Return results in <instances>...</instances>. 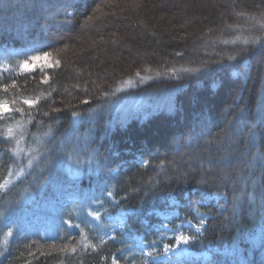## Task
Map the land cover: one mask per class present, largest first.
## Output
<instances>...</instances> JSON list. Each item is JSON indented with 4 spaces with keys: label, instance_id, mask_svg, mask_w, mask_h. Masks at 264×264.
<instances>
[{
    "label": "trees",
    "instance_id": "16d2710c",
    "mask_svg": "<svg viewBox=\"0 0 264 264\" xmlns=\"http://www.w3.org/2000/svg\"><path fill=\"white\" fill-rule=\"evenodd\" d=\"M5 2L11 7L0 8V49L35 48L51 52L49 61L61 63L45 69L47 83L39 69L0 76V102L7 101L13 109L11 119H0V182L9 178V168L18 170L20 159L24 167V175L13 176L8 189L0 192V264H112L113 256L118 259L123 251L118 239L124 236L115 232L116 240L99 247L89 229L88 209L98 206L117 214L116 204L121 201L120 210L129 213L130 233L150 242L151 226L162 221L152 210H168L169 200L177 202L179 213L172 226L205 219L200 232H191L196 239L190 241V248L210 249L208 264H246L247 260L261 264L260 186H253L252 180L234 183L239 170L248 173L244 167L248 133L245 129L229 139L224 130L234 118L237 129L245 128V118L254 122L253 114L264 101V49L258 45L246 57L227 59L248 36L246 30L229 26L259 17L264 0H142L140 7H133L131 0L128 4L113 0L118 7L103 8L108 15L83 29L85 14L109 0H68L77 7L68 9L72 23L64 25H45L43 19L29 24L31 0ZM240 12L247 16H238ZM63 19L61 13L57 20ZM237 37L236 44L223 43ZM189 68L198 70L185 71ZM5 84L10 86L7 92ZM37 96L41 99L31 108L23 103ZM85 98L91 103L79 105ZM65 105L77 106L75 110L86 115L76 124ZM17 124L24 129L20 147L25 152L33 149L31 156L13 158L8 151L14 141L6 140V129L13 128L19 138ZM50 127L53 135L45 136ZM86 143L91 146L85 148ZM53 147L56 151H50ZM70 155L75 156V164L70 165ZM138 160L150 163L143 166ZM162 161L163 170L157 167ZM179 173L191 174L185 181L178 179ZM252 173L260 179L264 162L257 160ZM202 177L208 179L207 185L197 183ZM65 183L81 194L79 217L84 226L71 229L62 217L64 226L52 238L11 242L5 237L6 219L42 212L62 196ZM133 188L142 190L132 192ZM241 189L252 193L255 203L242 196ZM108 191L115 200L106 195ZM218 191L224 195H215ZM202 195L212 198L197 207ZM234 196L243 200L235 209ZM62 213L75 218L73 212L62 209ZM83 238L92 241L88 248ZM65 245L75 246L76 251H59Z\"/></svg>",
    "mask_w": 264,
    "mask_h": 264
},
{
    "label": "snow or ice",
    "instance_id": "6c2138e0",
    "mask_svg": "<svg viewBox=\"0 0 264 264\" xmlns=\"http://www.w3.org/2000/svg\"><path fill=\"white\" fill-rule=\"evenodd\" d=\"M121 3L128 4L129 0H120ZM133 7H140L142 0H131ZM119 4L113 2V0H109V2L103 4V5H97L96 8L92 9L90 13L85 14L84 21L81 24V28H86L89 25L95 23L96 21L102 19L104 16L108 15V13L103 11V8H112V7H118ZM11 7V4L8 2H5V0H0V8H3L5 11H7ZM76 5L69 3L68 0H31L29 12L30 15L28 17V23L32 24L35 22L36 24H39L40 20L43 19L45 21V25H51V24H71V16L72 13L68 12L69 8H75ZM63 13L64 19L63 21L57 20V17ZM238 16L244 17L247 16L246 13L240 12L237 13ZM229 27H234L235 29L239 31L246 30L248 32V36L244 37L241 41L242 47L239 51L235 52L234 54L228 55L227 59L229 60H236L238 57H246L249 52L256 48V46L259 45L261 49H264V13H261L259 17L257 16H250L247 18V21L245 24H236V25H230ZM240 39V37H237V39L233 40H226L223 41V43H232L236 44L237 40ZM68 45H65V49H67ZM35 51V49H34ZM62 51V50H58ZM179 55V54H178ZM52 56L51 52L42 51L40 50V54L38 55H32L28 56L26 59L18 61L16 67L23 73L28 72H34L37 69L41 71L43 81L45 83L48 82V77L46 74L45 69L46 68H52V67H59L61 61L59 59H54L52 61H49V57ZM43 62V63H41ZM6 71H11L12 69H5ZM198 69H185V71H196ZM173 73L175 72V69L171 70ZM137 77H140V73H136ZM150 79L151 77H147ZM144 79V78H141ZM128 83H131V80L128 81ZM9 85L5 84L3 85V90L5 92L8 91ZM77 88H79V85H76ZM87 88L85 87L84 92L87 93ZM108 92H103L101 95L108 96ZM51 94L49 93V96ZM41 98L39 96L35 97V99H25L23 101L24 104L28 105L30 108L36 104H38L39 100ZM15 104V100L12 102ZM79 105H89L91 103V100L88 98H85L83 100H80ZM65 107L69 108L71 110V115L74 119H82L83 116L86 115V113H83L81 111L75 110L77 106L74 105H65ZM14 111L23 113L22 108H15ZM55 111L60 112L62 109L57 108ZM13 112V109L9 107V104L7 101L0 102V119H11V113ZM45 115H48L45 113ZM245 128L244 129H237L233 127L235 124V118L231 121H229L228 126L224 130L225 135L231 139L232 136L238 135L239 133L243 132L245 129L247 130L248 137L247 141L245 143V164L244 167L248 169L247 175L244 174L243 169L239 170L237 173L234 183H244L246 184L248 180H252L253 186H256L257 184L260 186V211L261 221H264V174H262V177L260 179H257L254 177L252 173V168L256 164L257 160L264 162V152L259 151L260 148H264V101L261 102V104L258 107V110L255 114H253V121H247V118H245ZM17 128L20 131V136L17 138V136L14 134V129L9 127L6 129L5 137L7 141H14V146H12L8 151L11 153L13 158L16 157H28L32 155L33 149L29 148L27 152H25L21 147V141L24 139V129L22 125L17 124ZM73 132H76V128L73 126L72 128ZM209 134H211L209 130ZM45 136L51 137L53 135L51 127L49 128L48 132L44 133ZM193 135L192 130H189V136L191 137ZM39 142V141H38ZM79 143V141H77ZM90 143H86L84 145L85 148L90 147ZM256 148L258 149L255 153L252 152V149ZM46 151H49L46 149ZM50 151H56L55 147H53ZM95 151V150H93ZM251 156V159H248V156ZM35 157L28 160V166L30 167L34 163ZM92 160H89L88 163L92 164ZM140 163L143 166H147L150 162L146 160H141ZM173 162L169 161L168 164L171 165ZM18 170L13 171L11 168H9V178L3 180L0 182V192L6 191L10 184H12V177L16 176H22L24 175V167H23V159H20L17 161ZM161 170L165 168V162H161L160 165L157 166ZM191 173H179L178 179L183 178L185 181H187L188 177ZM229 174H225V179H228ZM151 180V178H149ZM147 183V182H146ZM198 184L207 185L209 183L208 179L202 177L199 181H197ZM142 189L140 188H133L131 189L132 192H139ZM236 189L233 188V192H235ZM242 196H246L249 201L252 203H255V198L252 193L250 192H244L243 189H241ZM106 195L113 200H115V196L112 191H108ZM188 195L187 193H182V197ZM217 196L224 195V193H220L219 191L215 194ZM242 196H234L233 199V207L234 209L238 207L240 204H242ZM210 197H206L204 195L201 196L200 200L196 201V206L203 205ZM94 203L100 204L99 201H95ZM170 205H175L177 202L175 200H169L167 202ZM189 206H192L193 202L189 198ZM121 201H117L116 207L117 211L120 212V215L118 217L112 218L114 222L121 228H128L129 226L124 222L123 218H127L129 213L128 210H120ZM102 207V204H100ZM135 214V213H133ZM152 214L158 215L159 213L155 208L152 210ZM88 215L92 216L95 220H101L102 216L99 211H92L89 209ZM69 226H72L70 221L68 222ZM183 223V222H182ZM205 221L200 220L199 224L196 225L197 231L200 230L201 227L204 226ZM75 227L79 228V225H75ZM107 225H100V229H106ZM166 227V226H165ZM99 230V229H98ZM113 234L111 236L107 235V232H105V237L101 238L100 243H105V239H111L116 240L115 236V229L113 228ZM13 235L12 228H9L7 233H5V237H9ZM83 236V232H82ZM250 238L253 241L257 240V236L255 233L249 234ZM196 239L195 236H189L184 234L182 231L179 232L174 236L175 244H164L163 245V253L157 250V240H153L150 242H146L144 239L136 238V243L141 249V253L144 257H146L143 261V264H149L147 258H152V264H158L156 261V257L161 255H166L173 251L174 248L179 247L181 244L187 245L191 240ZM120 243H123V239L120 240ZM258 244L261 251H264V225L261 226L258 236ZM88 245H85L87 247ZM255 246V245H254ZM53 247H55L53 245ZM91 247L95 248L96 245H91ZM75 252L76 247L72 246L69 248V246L65 245L63 248H60L59 251L67 252V251ZM2 254V253H0ZM112 264H119L118 260L113 256L112 258ZM239 264V262H238ZM246 264H254V261L247 260ZM261 264H264V261H261Z\"/></svg>",
    "mask_w": 264,
    "mask_h": 264
},
{
    "label": "rangeland",
    "instance_id": "374dc122",
    "mask_svg": "<svg viewBox=\"0 0 264 264\" xmlns=\"http://www.w3.org/2000/svg\"><path fill=\"white\" fill-rule=\"evenodd\" d=\"M35 48H25L18 49L14 47H6L0 49V76L1 75H13L18 73L20 70L16 67L17 62L26 59L28 56L38 55L40 51ZM43 63V62H41ZM5 69H12L11 71H6ZM81 119H74V122L78 124ZM139 163L141 160H138ZM75 164V156L70 155V165ZM141 164V163H140ZM72 184H64L61 188L62 196L56 200H52L45 207V209L40 213L35 212H24L12 215L9 219L4 221V226L12 228L13 235L9 236L11 242L13 240L23 242L24 240L36 237H48L52 238L61 231L64 226V219L68 223L70 221V228L74 230H79L84 226L82 220L79 216L80 214V197L81 194L78 192L70 191ZM209 197V196H207ZM212 197H210L206 202H209ZM219 200L217 197L216 201ZM62 205V206H61ZM62 209L67 212H73L75 218L68 217L63 215ZM59 210V212H58ZM89 211V209H88ZM87 211V215H88ZM92 211H99L101 213L102 219L95 220L92 216L88 215V225H90L91 235H93L97 241L99 247L106 245L111 239H105V243L101 244V238L105 237V232L108 236L113 234V228L115 232H119L124 237L122 247L123 251L121 252L119 258L117 259L119 264H143L144 257L141 253L140 247L136 243V238L145 239L143 235H137L130 233L128 228L119 227L112 218L118 217L120 212L117 214H111L107 210H99L98 206L95 207ZM162 221L151 226L150 230L153 231V234L150 235L149 239L151 241L157 240V250L163 253L164 244H175L174 236L179 232H183L186 235L191 234L192 231L200 232L203 227L197 231L196 225L199 224L200 220L204 218L199 217L197 221H184L180 222L177 227L171 225V221L178 217V211L175 205L163 212H158ZM64 219H63V218ZM124 222L127 224V218L121 217ZM69 225V223H68ZM79 225V228L75 227ZM100 225H107L106 229H100ZM205 225V223H204ZM166 226V227H165ZM99 229V230H98ZM153 229V230H152ZM6 231V232H7ZM84 236V235H83ZM121 239H118L119 241ZM147 242V241H146ZM82 243L84 245L90 246V242L87 238H83ZM212 252L208 248H201L200 250H193L190 248V242L187 245L181 244L179 247L174 248L172 252L156 257L158 264H208L211 260ZM149 264H152V258H147Z\"/></svg>",
    "mask_w": 264,
    "mask_h": 264
}]
</instances>
